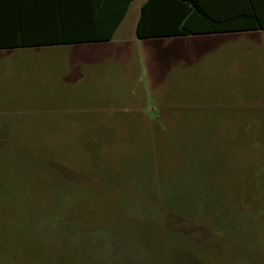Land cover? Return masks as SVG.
<instances>
[{
	"label": "rangeland",
	"instance_id": "374dc122",
	"mask_svg": "<svg viewBox=\"0 0 264 264\" xmlns=\"http://www.w3.org/2000/svg\"><path fill=\"white\" fill-rule=\"evenodd\" d=\"M145 1L78 85L0 51V264H264V42L138 39Z\"/></svg>",
	"mask_w": 264,
	"mask_h": 264
},
{
	"label": "trees",
	"instance_id": "16d2710c",
	"mask_svg": "<svg viewBox=\"0 0 264 264\" xmlns=\"http://www.w3.org/2000/svg\"><path fill=\"white\" fill-rule=\"evenodd\" d=\"M134 0H0V51L113 40ZM264 30V0H146L138 39Z\"/></svg>",
	"mask_w": 264,
	"mask_h": 264
},
{
	"label": "crops",
	"instance_id": "0c3cea01",
	"mask_svg": "<svg viewBox=\"0 0 264 264\" xmlns=\"http://www.w3.org/2000/svg\"><path fill=\"white\" fill-rule=\"evenodd\" d=\"M135 1L136 0H134L132 2L131 6L133 5V3ZM131 6H130V8H131ZM124 20H123V22H124ZM121 25L117 29L113 40H111L110 42H104L103 45L111 46L112 44H114L113 42L115 40V36L118 33V31L120 30ZM238 33L244 34V33H248V32H238ZM249 33L250 34L252 33L254 35L258 34V36H261L260 39L264 42V30L252 31ZM224 34H229V33H224ZM215 35H220V34H215ZM177 38H180V37H177ZM88 44H91V43H88ZM82 45H85V44L67 45V46H70L69 49L72 50L71 52L73 55H71V57L69 56L67 63L64 65V69H63L62 73L59 74L58 77H59L60 82L67 85L68 87L78 85V83H80L81 81L85 82V79L87 76V73H86L87 68L95 66V65L102 66V65H104V63H107L108 61L112 62L113 61L112 57L114 55H116V53H117V51H115L114 48H110V47H106V50H104V51H99L97 49H89L88 47H90V46L84 47ZM61 46H64V45H61ZM51 47H55V46H51ZM39 48H42V47H39ZM107 48H109V49H107ZM2 133L3 132H0V135H2ZM68 134H71V133H68ZM64 135H67V133H64ZM186 218H188V217H186ZM190 220H191V218H190ZM180 222L181 221H179V223ZM179 223H177V224H179ZM171 231H173V230L171 229ZM188 234H189V232H188ZM182 262L188 263L186 260H183ZM182 262L180 261L179 264H182ZM196 263H200V262L195 260V264Z\"/></svg>",
	"mask_w": 264,
	"mask_h": 264
}]
</instances>
